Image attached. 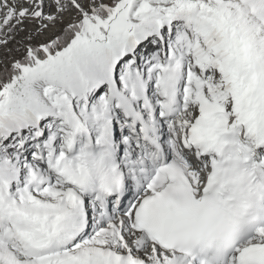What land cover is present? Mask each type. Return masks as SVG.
<instances>
[{
	"label": "snow or ice",
	"instance_id": "snow-or-ice-1",
	"mask_svg": "<svg viewBox=\"0 0 264 264\" xmlns=\"http://www.w3.org/2000/svg\"><path fill=\"white\" fill-rule=\"evenodd\" d=\"M0 264H264V0H0Z\"/></svg>",
	"mask_w": 264,
	"mask_h": 264
}]
</instances>
